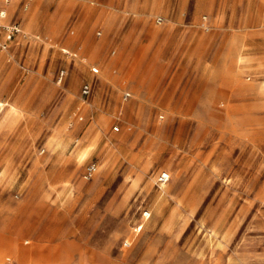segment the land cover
Wrapping results in <instances>:
<instances>
[{"label":"rangeland","instance_id":"1","mask_svg":"<svg viewBox=\"0 0 264 264\" xmlns=\"http://www.w3.org/2000/svg\"><path fill=\"white\" fill-rule=\"evenodd\" d=\"M25 1L0 45V264H264V0Z\"/></svg>","mask_w":264,"mask_h":264},{"label":"built area","instance_id":"2","mask_svg":"<svg viewBox=\"0 0 264 264\" xmlns=\"http://www.w3.org/2000/svg\"><path fill=\"white\" fill-rule=\"evenodd\" d=\"M12 0H0V45L4 48L7 47L8 41L13 38V36L20 31V26L18 22H9L7 21L8 18V10L9 5ZM29 1H25L23 4V7L25 9L28 8ZM156 22L161 24L163 22V17L158 16L156 18ZM98 33H101L98 31ZM94 72H98L99 68L94 66L92 67ZM66 71L64 69H61L58 73V81L61 82L64 78ZM93 91V87L91 83H84L81 87V93L84 96H89ZM125 98H128L130 96V92H125L124 94ZM118 127H116L117 129ZM98 171V163L97 161H90L88 162L83 170L82 176L89 180L94 177L96 172ZM169 178V174L167 172H163L159 179L161 181H166ZM149 213V212H148Z\"/></svg>","mask_w":264,"mask_h":264},{"label":"bare ground","instance_id":"3","mask_svg":"<svg viewBox=\"0 0 264 264\" xmlns=\"http://www.w3.org/2000/svg\"><path fill=\"white\" fill-rule=\"evenodd\" d=\"M92 146L93 145L90 144V145H88L86 147L81 148L80 151L78 152V158L79 159H84L88 155V153L91 150Z\"/></svg>","mask_w":264,"mask_h":264},{"label":"crops","instance_id":"4","mask_svg":"<svg viewBox=\"0 0 264 264\" xmlns=\"http://www.w3.org/2000/svg\"><path fill=\"white\" fill-rule=\"evenodd\" d=\"M13 1H15V0H13Z\"/></svg>","mask_w":264,"mask_h":264}]
</instances>
